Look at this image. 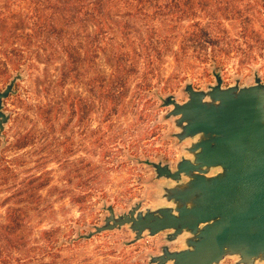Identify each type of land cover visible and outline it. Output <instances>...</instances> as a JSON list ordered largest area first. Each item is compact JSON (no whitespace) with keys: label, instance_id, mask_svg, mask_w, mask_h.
Returning <instances> with one entry per match:
<instances>
[{"label":"rangeland","instance_id":"374dc122","mask_svg":"<svg viewBox=\"0 0 264 264\" xmlns=\"http://www.w3.org/2000/svg\"><path fill=\"white\" fill-rule=\"evenodd\" d=\"M9 2L0 0V7L11 6V12L16 15L24 12L22 7L29 4L28 0H16L13 5ZM190 3L194 5V15L181 22L182 31L201 30L203 36L190 42L184 40L183 35L173 39L176 49L182 44L189 45V49L178 59L170 53L164 58L161 69L151 79L150 92L139 93L134 85L128 97L132 105L110 112L97 103L87 113L82 129L75 128L79 133L82 130V137L77 135L74 151L69 156V161L75 164L72 169L81 167L77 162L82 159V170L70 173L56 160L48 163L49 187L42 190L43 198L37 208L29 212L25 228L27 245L15 254L24 260L14 264H155L150 259L159 255L164 246L170 250L185 247L186 234L169 241L168 230L152 236L145 232L133 241L134 233L128 225L85 236L94 231L95 226L104 224L110 205L116 216L127 213L136 204H140L141 210L169 205L163 197V188L174 182L156 177L151 163L168 164L174 170L180 159H192L187 147L196 138L179 140L174 135L181 129L174 122L179 116H166L173 108L163 105L168 95H173L178 103H184L188 100L184 87L190 83L196 89L207 91L216 84L214 73L221 74L223 88L252 85L256 76L264 83V0H190ZM47 11L59 15L68 12L62 5L47 8ZM19 23L11 20L10 26L22 27ZM21 31L18 29L17 34ZM0 37L4 40L0 49V90L19 74L13 89L15 94L23 93L18 107L11 100L14 94L4 100V111L10 113L11 119L13 111L25 113L22 101L33 99L38 87L48 78L43 63L31 61L29 70L24 66L25 62H20L23 63L20 66L14 63L11 48L14 44V47L20 45L22 40L1 31ZM214 66L219 70L214 72ZM100 69L106 70V66L100 63ZM49 79L55 80L54 75ZM85 87L82 85V96L88 97ZM9 124L10 121L6 129ZM20 131H23V125L7 134ZM59 134L53 135L50 149L61 155L65 146H59V140L62 141ZM43 147L39 143L22 150L5 151L7 159L19 157L24 163L16 169V177L6 184L7 187L39 171L34 169L35 161ZM218 171V168L211 169L208 175ZM69 189L82 191V200L73 201L66 194ZM1 192L4 197L6 193ZM3 216L4 210L0 208V220ZM43 231H49L48 235H42ZM230 261L240 264L237 256H225L218 264ZM255 264L264 262L256 261Z\"/></svg>","mask_w":264,"mask_h":264},{"label":"trees","instance_id":"16d2710c","mask_svg":"<svg viewBox=\"0 0 264 264\" xmlns=\"http://www.w3.org/2000/svg\"><path fill=\"white\" fill-rule=\"evenodd\" d=\"M28 2L19 15L11 12V6L0 7V31L23 41L11 48L17 66L25 62L29 70L31 61L43 63L46 77L54 75L55 80H44L33 99L22 101L25 113L13 111L3 134L5 138H0V208L4 210L0 220V264L24 260L15 254L25 249L29 212L37 208L43 198L42 190L49 187L48 163L56 160L70 173L82 170V159L77 162L81 167L72 169L75 164L69 161V156L74 151L77 135L82 137V130L79 133L75 128L82 129L87 113L97 103L110 112L132 105L128 97L134 85L139 93L150 92L151 79L161 69L164 58L170 53L178 59L189 49L186 44L176 49L173 39L183 35L184 40L190 42L204 34L201 30L182 31L181 22L194 15L190 0ZM9 3L16 4V0ZM61 5L67 8V13L59 15L47 11ZM11 20L19 21L22 27L10 26ZM18 29H22L20 34H17ZM3 43L0 37V49ZM100 63L106 70L100 69ZM214 70L219 67L214 66ZM82 85L86 86L88 97L82 96ZM22 94L18 91L11 97L14 105ZM19 124L23 125V131L8 135ZM55 133H60L59 146H65L61 155L50 149ZM39 143L44 146L35 161L34 169L39 171L7 187L6 184L15 179L16 169L24 163L19 157L7 159L5 151L22 150ZM1 191L6 193L4 197ZM66 194L75 202L82 200L80 190L69 189ZM48 233L41 232L44 236Z\"/></svg>","mask_w":264,"mask_h":264},{"label":"water","instance_id":"95a60500","mask_svg":"<svg viewBox=\"0 0 264 264\" xmlns=\"http://www.w3.org/2000/svg\"><path fill=\"white\" fill-rule=\"evenodd\" d=\"M14 76L0 90V138L10 121L4 100L16 91ZM188 100L178 103L168 95L163 105L173 108L167 117H177L179 139H194L188 152L172 170L168 164L152 162L156 177L171 179L163 188L169 203L156 209L134 205L115 215L107 207L104 224L85 237L128 225L133 241L145 232L152 236L170 231L169 241L186 234L185 247L164 246L150 259L155 264H218L225 256H237L240 264L264 262V83L256 76L249 86L223 88L220 78L207 91L185 86ZM197 136V137H196ZM220 169L208 175L211 169ZM185 178V179H183Z\"/></svg>","mask_w":264,"mask_h":264},{"label":"flooded vegetation","instance_id":"af4514ba","mask_svg":"<svg viewBox=\"0 0 264 264\" xmlns=\"http://www.w3.org/2000/svg\"><path fill=\"white\" fill-rule=\"evenodd\" d=\"M223 4H225L226 5V3H223ZM214 77H215V81H216V83H217V78H220V80H221V85H222V81H223V79H222V76H221V74L220 73H214ZM189 84V83H188ZM193 86V85H192ZM194 88V87H193ZM184 89H185V87H184ZM194 89H196V88H194ZM199 90V89H198ZM227 264H234V262L233 261H230V263H227Z\"/></svg>","mask_w":264,"mask_h":264}]
</instances>
